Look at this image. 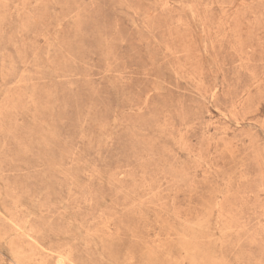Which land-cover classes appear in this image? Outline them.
<instances>
[{
    "label": "rangeland",
    "instance_id": "1",
    "mask_svg": "<svg viewBox=\"0 0 264 264\" xmlns=\"http://www.w3.org/2000/svg\"><path fill=\"white\" fill-rule=\"evenodd\" d=\"M0 264H264V0H0Z\"/></svg>",
    "mask_w": 264,
    "mask_h": 264
}]
</instances>
